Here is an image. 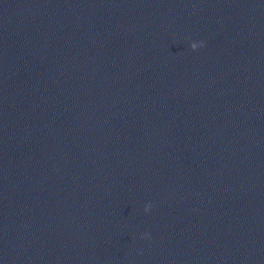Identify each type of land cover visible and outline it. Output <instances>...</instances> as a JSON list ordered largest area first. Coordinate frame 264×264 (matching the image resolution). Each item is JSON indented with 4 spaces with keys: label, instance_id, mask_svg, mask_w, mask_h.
Masks as SVG:
<instances>
[{
    "label": "clouds",
    "instance_id": "clouds-1",
    "mask_svg": "<svg viewBox=\"0 0 264 264\" xmlns=\"http://www.w3.org/2000/svg\"><path fill=\"white\" fill-rule=\"evenodd\" d=\"M198 47H203V42H200V43L193 42V43L190 44V48L193 51L197 50ZM150 207H151V205H146L144 211L148 212L150 210Z\"/></svg>",
    "mask_w": 264,
    "mask_h": 264
}]
</instances>
